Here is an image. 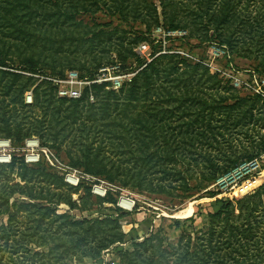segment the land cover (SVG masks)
<instances>
[{
  "label": "rangeland",
  "instance_id": "obj_1",
  "mask_svg": "<svg viewBox=\"0 0 264 264\" xmlns=\"http://www.w3.org/2000/svg\"><path fill=\"white\" fill-rule=\"evenodd\" d=\"M1 59L0 131L31 135H0V264H122L264 207V0H0Z\"/></svg>",
  "mask_w": 264,
  "mask_h": 264
},
{
  "label": "trees",
  "instance_id": "obj_2",
  "mask_svg": "<svg viewBox=\"0 0 264 264\" xmlns=\"http://www.w3.org/2000/svg\"><path fill=\"white\" fill-rule=\"evenodd\" d=\"M4 55L5 57L8 56L6 53ZM7 66L6 60L1 59L0 67L7 68ZM146 72L147 70L144 71V74ZM0 74L3 76L9 75L14 80L21 78L17 74H8V72H0ZM139 79L140 77L138 76L132 81L131 93H134L133 86L137 84ZM149 84V78L147 77V81L144 84L146 91L149 90ZM25 90L26 87L21 86V88L15 89V92H18L21 97V105L29 107L25 103ZM102 90V86L92 87V93L95 96ZM73 102L75 107L80 103V101ZM4 124L5 126L1 129L0 135H3L8 140L18 139L22 141L25 137L31 135L22 133V130L18 128L14 130L9 128L7 122ZM13 165H10L9 168H12ZM22 165L23 171L28 172L26 166ZM32 172L34 174L37 173L36 171ZM235 212L239 214L237 217L234 216ZM211 219L210 226L206 231L197 234L194 239L188 237L185 242L181 238L176 245L167 243L164 246L163 241L155 235L147 237L143 242L134 243L133 252L123 255L122 264H264L260 258L257 259V256L251 254L254 250L258 251L257 244L261 242L257 230L261 229V235H264V226H261L264 224V207L261 201L256 203L250 199L239 200L234 204L230 203L214 216H211ZM97 222L93 221L90 223L84 220L80 222L81 224L77 222L74 225L88 224L89 227L83 229V232H88L98 226ZM95 233L102 235L104 232H102L101 228H98L95 229ZM155 240L159 243L155 244Z\"/></svg>",
  "mask_w": 264,
  "mask_h": 264
},
{
  "label": "built area",
  "instance_id": "obj_3",
  "mask_svg": "<svg viewBox=\"0 0 264 264\" xmlns=\"http://www.w3.org/2000/svg\"><path fill=\"white\" fill-rule=\"evenodd\" d=\"M102 81H104V80L100 79L99 83H101ZM64 94H66V93H64ZM25 103H26V104H30V103H32V96H31L30 93L27 94V95L25 96ZM253 167H254V166H253ZM257 167H258V165H257L256 167H254V168H257ZM246 168H247V166H237V167L233 170V172H232L231 174H229L228 176H229V177H230V176H232V177H234V176H238V177L241 176V178H245V177H247L250 173H252V170H248L247 172L243 173V170L246 169ZM227 179H228V177H226V178H221V179L218 181V185H220L221 183L225 182ZM249 184H251V183H250V182H247V183L244 184L243 186H247V185H249ZM243 186H242V187H243ZM229 189H230V188H228V187H224L222 191L228 192Z\"/></svg>",
  "mask_w": 264,
  "mask_h": 264
},
{
  "label": "bare ground",
  "instance_id": "obj_4",
  "mask_svg": "<svg viewBox=\"0 0 264 264\" xmlns=\"http://www.w3.org/2000/svg\"><path fill=\"white\" fill-rule=\"evenodd\" d=\"M125 209H126V207H125Z\"/></svg>",
  "mask_w": 264,
  "mask_h": 264
}]
</instances>
